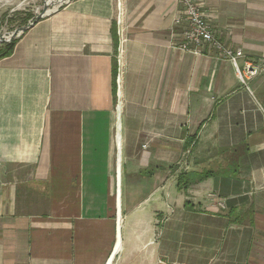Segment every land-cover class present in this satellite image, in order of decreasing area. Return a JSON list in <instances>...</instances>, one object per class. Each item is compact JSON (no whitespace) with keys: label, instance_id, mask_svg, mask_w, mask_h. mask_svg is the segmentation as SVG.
<instances>
[{"label":"crops","instance_id":"1","mask_svg":"<svg viewBox=\"0 0 264 264\" xmlns=\"http://www.w3.org/2000/svg\"><path fill=\"white\" fill-rule=\"evenodd\" d=\"M198 1L240 65L264 57V0ZM179 7L70 0L11 40L0 264H264V73L181 52Z\"/></svg>","mask_w":264,"mask_h":264},{"label":"built area","instance_id":"2","mask_svg":"<svg viewBox=\"0 0 264 264\" xmlns=\"http://www.w3.org/2000/svg\"><path fill=\"white\" fill-rule=\"evenodd\" d=\"M69 1L70 0H43L42 7L37 10L35 14L37 16L43 13L44 7L47 8L44 15L52 14ZM179 3L180 7L174 19V26L179 29L178 49L181 52L201 53L204 48H208L209 50L219 53L224 59L231 62L236 77L242 84H246V82L264 73V57L256 61L245 60L243 64L240 65V60L244 58L242 50H232L216 35L204 15L202 4L198 0H179ZM35 17L30 19L26 26H29ZM12 33L10 35L4 34V36L1 37H3L4 40H9L11 39ZM20 35L19 33L14 39ZM2 45L3 44H1L0 47ZM210 197L216 201L215 207H224V203L216 199V196L210 195Z\"/></svg>","mask_w":264,"mask_h":264},{"label":"rangeland","instance_id":"3","mask_svg":"<svg viewBox=\"0 0 264 264\" xmlns=\"http://www.w3.org/2000/svg\"><path fill=\"white\" fill-rule=\"evenodd\" d=\"M43 0H0V37L11 34L18 26L23 25L25 15L36 16L42 7ZM118 262V255L114 264Z\"/></svg>","mask_w":264,"mask_h":264},{"label":"water","instance_id":"4","mask_svg":"<svg viewBox=\"0 0 264 264\" xmlns=\"http://www.w3.org/2000/svg\"><path fill=\"white\" fill-rule=\"evenodd\" d=\"M46 7H44V12L43 13H40L39 15H37L35 17V19L33 20V22L29 25V26H25L21 29H18V30H15L12 35H11V39L9 40H4L3 37H0V45L1 44H9L11 42L12 39H14L19 33L22 34L24 31H26L28 28L32 27L35 23H37L40 19L46 17V16H49L51 14H47V15H44L45 11H46Z\"/></svg>","mask_w":264,"mask_h":264},{"label":"trees","instance_id":"5","mask_svg":"<svg viewBox=\"0 0 264 264\" xmlns=\"http://www.w3.org/2000/svg\"><path fill=\"white\" fill-rule=\"evenodd\" d=\"M31 18V15H27L26 18L23 20V25L27 22L28 19ZM15 41H12L9 44L6 45H2L0 47V58H4L7 57L11 54L12 49H13V45H14Z\"/></svg>","mask_w":264,"mask_h":264},{"label":"bare ground","instance_id":"6","mask_svg":"<svg viewBox=\"0 0 264 264\" xmlns=\"http://www.w3.org/2000/svg\"><path fill=\"white\" fill-rule=\"evenodd\" d=\"M57 1V0H55ZM121 250V240H120V236L117 235L116 237V253H119ZM112 261H109L108 264H111Z\"/></svg>","mask_w":264,"mask_h":264}]
</instances>
